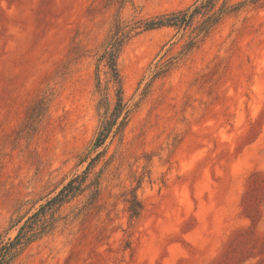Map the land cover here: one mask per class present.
I'll return each mask as SVG.
<instances>
[{"label":"rangeland","instance_id":"obj_1","mask_svg":"<svg viewBox=\"0 0 264 264\" xmlns=\"http://www.w3.org/2000/svg\"><path fill=\"white\" fill-rule=\"evenodd\" d=\"M195 1L0 0L2 241L95 156L117 102L99 61L116 20ZM191 32H132L118 59L127 125L13 264H264V0L187 52Z\"/></svg>","mask_w":264,"mask_h":264},{"label":"trees","instance_id":"obj_2","mask_svg":"<svg viewBox=\"0 0 264 264\" xmlns=\"http://www.w3.org/2000/svg\"><path fill=\"white\" fill-rule=\"evenodd\" d=\"M261 1L263 0H244L234 3L233 0H196L191 6L183 10L160 14L145 21L140 20L129 24L121 18L116 20L112 33L104 44V50L99 61L105 63L112 81L117 85V102L111 116L103 122L96 138L94 143L95 156L84 159L85 161L90 158V163L84 174L71 179L54 198L49 199L39 211L28 217L20 226L14 239L5 242L0 238V264H13L26 247L53 229L52 220L56 211L86 190L84 185L88 180L90 170L105 151H98V149L105 145L112 134H120L127 125L130 112L126 109L122 98L118 59L124 46L131 38L132 32L138 28H142L143 31L162 28H173L184 32L191 30L190 41L186 45L187 52H190L205 41L226 18L238 15L246 6L257 5ZM185 54L184 52L181 53V55ZM175 60V58L166 61L162 59L158 62L152 71L151 83L166 76L177 64ZM99 184L98 181L91 184L97 188L93 194L94 199L99 196ZM132 212L134 216H138L140 209L132 210ZM48 215L51 216L52 220L46 218ZM22 221L23 219H20L18 224Z\"/></svg>","mask_w":264,"mask_h":264}]
</instances>
